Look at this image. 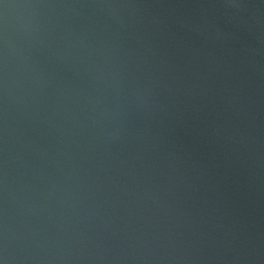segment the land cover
<instances>
[{"label":"water","instance_id":"water-1","mask_svg":"<svg viewBox=\"0 0 264 264\" xmlns=\"http://www.w3.org/2000/svg\"><path fill=\"white\" fill-rule=\"evenodd\" d=\"M0 264H264V0H0Z\"/></svg>","mask_w":264,"mask_h":264}]
</instances>
